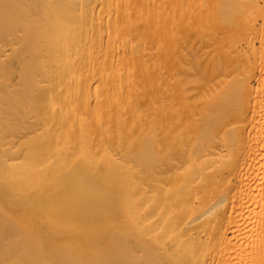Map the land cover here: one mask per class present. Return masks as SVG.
<instances>
[{
  "label": "bare ground",
  "instance_id": "1",
  "mask_svg": "<svg viewBox=\"0 0 264 264\" xmlns=\"http://www.w3.org/2000/svg\"><path fill=\"white\" fill-rule=\"evenodd\" d=\"M0 264H264V0H0Z\"/></svg>",
  "mask_w": 264,
  "mask_h": 264
}]
</instances>
